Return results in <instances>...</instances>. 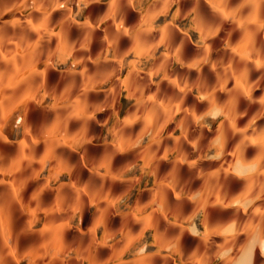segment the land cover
<instances>
[{"label": "clouds", "instance_id": "clouds-1", "mask_svg": "<svg viewBox=\"0 0 264 264\" xmlns=\"http://www.w3.org/2000/svg\"><path fill=\"white\" fill-rule=\"evenodd\" d=\"M0 264H264V0H0Z\"/></svg>", "mask_w": 264, "mask_h": 264}, {"label": "bare ground", "instance_id": "bare-ground-1", "mask_svg": "<svg viewBox=\"0 0 264 264\" xmlns=\"http://www.w3.org/2000/svg\"><path fill=\"white\" fill-rule=\"evenodd\" d=\"M99 118V117H98ZM85 223H87V218L85 219Z\"/></svg>", "mask_w": 264, "mask_h": 264}]
</instances>
